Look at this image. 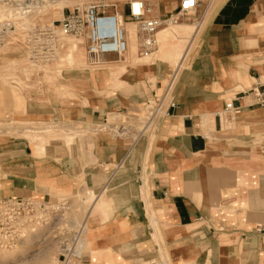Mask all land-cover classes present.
I'll return each instance as SVG.
<instances>
[{"label":"crops","instance_id":"0c3cea01","mask_svg":"<svg viewBox=\"0 0 264 264\" xmlns=\"http://www.w3.org/2000/svg\"><path fill=\"white\" fill-rule=\"evenodd\" d=\"M205 4L196 21L177 28L179 43H188L172 94L176 104L156 127L138 131L131 118L120 140L98 129L133 115L149 95L164 96L171 66L160 60L140 67L141 79L128 78L125 90L102 72L69 74L66 86L88 104L71 126L90 135L72 144L52 140L40 157L23 142L0 150V194L87 189L95 196L80 264H264V105L254 92L264 89V0ZM179 5L160 0L154 12L175 16ZM231 101L239 111L228 117ZM25 109L30 116L55 115L41 101L27 99Z\"/></svg>","mask_w":264,"mask_h":264},{"label":"rangeland","instance_id":"374dc122","mask_svg":"<svg viewBox=\"0 0 264 264\" xmlns=\"http://www.w3.org/2000/svg\"><path fill=\"white\" fill-rule=\"evenodd\" d=\"M76 1L80 2L85 0H75L73 3ZM91 1L92 0H86V3ZM127 1L128 0H107V4L110 5L109 11L117 9L119 11L118 13H122L120 11L124 8V12L128 14L127 10H125ZM147 1L154 7L160 0ZM217 1L218 0H199L196 14L177 16L179 11L176 9L174 18L178 19L177 23L165 24V26L159 28V33L166 28H174L177 31L178 26L183 21H196V17L202 5L204 7L206 6L205 2H213V4L218 5L219 2L223 0ZM54 5L55 4H49L40 12L37 10L28 14L27 17L30 18V25H26L22 27V29L20 28V30L16 28L18 22H16V16L11 14L13 17H4L0 20V25L6 20H10L14 23V27L8 32L9 34L4 44L0 46V94L2 93V105L0 103V150L9 147L12 142H23V145L28 146L26 150L27 153L31 154L33 157H40L42 153L40 149H42V147L44 148L52 140H57L59 138L67 142V144H72L75 142L76 138L85 137L88 134L90 135V131H86L81 128V126H71V124H74L76 121L80 122L78 116L80 114L79 109L81 106L82 108L87 107L88 104L85 100L84 102L79 101L80 98L74 93L73 87L66 86L68 83L65 79H68L69 74L75 76L76 73L82 72L84 77L89 78L91 73L102 72V74L107 77L106 79L108 81H114V83H112L114 88L125 90L130 87L128 78L133 77L136 79L135 81L141 79L136 75L140 67L148 68L156 60H160L163 62H170L171 66V71H169L163 83L166 86L173 70L179 65L181 54H183L186 48L185 46L188 43L187 39H184L180 43L182 47L180 53L170 58L166 56L168 52H170L169 50H160V43H158L159 39L157 35V46L152 56L147 58L140 56V48L137 47L136 42L135 47L137 49V54L135 52V55L133 54L135 57L133 56L131 59L127 57L128 49L126 54L122 57L115 56L111 58V60H114L113 62L110 60V63L108 60L104 59L102 65L95 67L89 65L85 45L83 43L80 45L84 50L85 58L82 63L83 65H77L76 56H71L68 48L71 47L72 44L82 40L61 34L59 38L60 52L56 60L48 64L35 66L31 63L27 51L28 31L33 27L52 25L53 22H55V25H59V21L63 19L64 14ZM18 19H20V17ZM128 20L132 22L131 19L128 18ZM135 26L137 30L138 25L136 23ZM12 31L13 33L11 34ZM177 35L179 36V34ZM112 64L115 66L110 67ZM84 69H86V71ZM125 75H128L126 79ZM141 84L144 85L143 82H141ZM140 90V87L136 89L137 92H140ZM103 94L110 95L111 91L104 92ZM27 99L41 101L44 105H48V107H55V115L53 117L30 116L25 109V101ZM170 100H174V95L168 96L166 102L169 103ZM155 102L156 100H154V97L149 95L147 99H143L140 102V105H138L136 111L133 112V115L130 117L121 115L113 127H109V124L113 121L109 119L104 125L98 127V129H100L101 132L109 131L112 138L120 140L125 136L122 128L125 132L127 131L125 128H128L130 123L133 122H128L131 118H135L139 122V125H137V127H139L138 131L149 124H152V127H156L166 115H161L154 119L152 123L149 121L152 109L156 105ZM65 106L69 107L70 110L65 111ZM225 123L227 125L231 124L229 121ZM17 137H24L26 140L6 141ZM33 147H36L40 153H34ZM8 197L7 195L0 194V199ZM25 197L36 198L49 204L59 205L61 203V210L56 217L48 211L47 215L49 217L46 218V221L37 222L36 220L38 219H35L34 222L38 224H34L32 230H27L25 232L24 240L20 244L15 247L0 248V251H6L10 254L7 258L0 261V264H60L58 251L60 244L66 240H70L71 237L79 232L81 235L80 242L83 241L85 252V230L88 229L86 222L88 216L87 208L95 197L91 192L87 189H78V191L73 194L51 193L49 195H39L35 193L34 195ZM83 225L84 229L81 232V227ZM30 228L31 227H29V229ZM80 263L81 262H79V264Z\"/></svg>","mask_w":264,"mask_h":264},{"label":"built area","instance_id":"2783aa9c","mask_svg":"<svg viewBox=\"0 0 264 264\" xmlns=\"http://www.w3.org/2000/svg\"><path fill=\"white\" fill-rule=\"evenodd\" d=\"M57 1L59 0H0V5H6L17 13L30 14ZM198 5L199 0H180L177 16L195 13ZM126 6L128 14L125 12L124 15L122 12V19L117 9L109 11L110 5L107 4V0H92L89 3H86V0L76 1L71 7L65 6L62 9L64 17L59 21V25L53 22L52 25L37 26L28 31L27 51L31 63L38 66L55 61L60 52L61 34L83 41L90 66L102 65L106 56L122 57L128 49L126 31L121 20L126 21L128 18L138 25L140 56L143 58L152 56L156 50L159 28L165 24H176L178 19L172 15L165 18L154 15V7L147 0H128ZM13 27L14 23L10 20L1 23L0 46L4 44L8 32ZM180 69L179 64L168 80L164 96L155 102L149 118L151 123L161 115H167L169 108L175 106L174 100L167 103L166 99L173 94ZM254 92L257 102L264 105V89L257 88ZM225 111L229 117L239 110L231 101L226 103ZM60 204H49L32 197L0 199V248L20 244L24 240L25 232L32 230L34 224H38L34 220L46 221L49 217L48 211L56 217L61 210ZM83 229L84 225L81 232ZM80 237L79 232L60 244L58 250L60 264H79L82 261L85 252Z\"/></svg>","mask_w":264,"mask_h":264},{"label":"bare ground","instance_id":"6f19581e","mask_svg":"<svg viewBox=\"0 0 264 264\" xmlns=\"http://www.w3.org/2000/svg\"><path fill=\"white\" fill-rule=\"evenodd\" d=\"M75 0H59L57 2H55L54 4L56 5V7L60 10V12H62V9L65 6H72L73 2ZM222 1V0H220ZM54 5V6H55ZM47 6V5H46ZM46 6L40 7L37 10L40 12L43 9H45ZM9 8V9H8ZM36 10V11H37ZM8 13V14H7ZM16 16L17 20V24H16V28L20 30V28L22 29V27L26 26V25H30V18H28V14H22V13H17L15 10L11 9L8 6L5 5H0V20L4 17H13ZM122 13H119V17L120 19H122L121 17ZM20 17V19H18ZM122 21V25H123V29L124 31H126V40H127V49H129L127 57L128 58H132L135 53L137 54V49L135 47V43L137 42V47L139 48V31L136 30V26H135V22H125L123 20ZM4 22V21H3ZM2 22V23H3ZM1 26V25H0ZM173 27V25H172ZM27 29V28H25ZM13 33V31L11 32V34ZM19 34V32H18ZM21 34V33H20ZM25 36V35H24ZM17 38V37H15ZM138 38V39H137ZM14 39V38H13ZM158 39L160 43V50L162 51H170L168 52V54L166 56L172 58L174 56L177 55V53H180L182 47L181 44L179 43L180 37L177 35L176 30L173 28H166L165 30L161 31L158 34ZM184 39V38H183ZM181 41V40H180ZM185 42V41H184ZM81 43H83L82 41L76 42L74 44L71 45V47L68 48V50H70V55L75 57L76 56V61H77V65H80L83 63L84 58H85V53L84 50L81 48ZM190 45V44H188ZM189 47V46H188ZM192 48V47H191ZM189 49V48H188ZM187 49V51H188ZM191 50V49H190ZM135 52V53H134ZM189 53V52H188ZM134 54V55H133ZM182 56V54H181ZM135 57V56H134ZM167 57V58H168ZM185 57V55H184ZM70 59V57H69ZM183 59V57H182ZM169 60V59H168ZM183 61V60H182ZM181 64V63H180ZM83 65V64H82ZM115 66L114 64H112L110 67ZM181 66V65H180ZM183 67V66H182ZM58 68V67H57ZM84 68V67H83ZM60 69V68H59ZM58 69V70H59ZM57 70V69H56ZM72 88V87H71ZM71 92V91H70ZM226 120V119H225ZM233 121V120H232ZM232 123V122H231ZM231 127V126H230ZM34 138V137H33ZM37 144V142H36ZM35 144V145H36ZM122 147V146H121ZM95 198V197H94ZM96 203V202H95ZM96 208V207H94ZM91 210V209H90ZM89 212V211H88ZM101 213V212H100ZM102 214V213H101ZM155 234V233H154ZM85 241V240H84ZM83 242V241H82ZM84 246V245H83ZM84 250V249H83ZM101 254V253H100ZM10 254H8V252L6 251H0V261L4 260L5 258H7ZM17 255V254H16Z\"/></svg>","mask_w":264,"mask_h":264}]
</instances>
